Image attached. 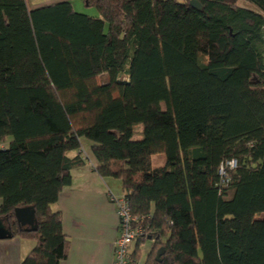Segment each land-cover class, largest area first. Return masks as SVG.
I'll return each mask as SVG.
<instances>
[{
  "label": "trees",
  "instance_id": "16d2710c",
  "mask_svg": "<svg viewBox=\"0 0 264 264\" xmlns=\"http://www.w3.org/2000/svg\"><path fill=\"white\" fill-rule=\"evenodd\" d=\"M71 1L0 0V221L35 244L23 264L69 259L53 207L84 139L144 233L129 264L148 242L142 264H264V0Z\"/></svg>",
  "mask_w": 264,
  "mask_h": 264
},
{
  "label": "crops",
  "instance_id": "0c3cea01",
  "mask_svg": "<svg viewBox=\"0 0 264 264\" xmlns=\"http://www.w3.org/2000/svg\"><path fill=\"white\" fill-rule=\"evenodd\" d=\"M30 8L59 3L60 0H27ZM81 13L83 2H72ZM78 7V9H76ZM83 14V13H81ZM93 144L82 140V149L74 153L85 160L82 167L72 171V184L60 195L54 212L63 217L64 234L70 241L69 259L63 264H116V242L120 236L117 205L113 201L124 196L119 182L102 179L92 154ZM2 201L0 200V207ZM3 236L0 239V264H23L35 249L32 241L11 238L9 226L0 221ZM131 253V252H130Z\"/></svg>",
  "mask_w": 264,
  "mask_h": 264
},
{
  "label": "built area",
  "instance_id": "2783aa9c",
  "mask_svg": "<svg viewBox=\"0 0 264 264\" xmlns=\"http://www.w3.org/2000/svg\"><path fill=\"white\" fill-rule=\"evenodd\" d=\"M236 167L237 163L235 161L228 163L226 167L221 168L220 175L226 178L225 169L234 170ZM112 198L117 205V216L120 225V236L116 242V264H129L131 260L129 256L130 250L136 240L144 236V233L139 226H134V223H137V219L132 217L127 200L124 197L120 199Z\"/></svg>",
  "mask_w": 264,
  "mask_h": 264
},
{
  "label": "rangeland",
  "instance_id": "374dc122",
  "mask_svg": "<svg viewBox=\"0 0 264 264\" xmlns=\"http://www.w3.org/2000/svg\"><path fill=\"white\" fill-rule=\"evenodd\" d=\"M72 2H74V0H72ZM75 2H77V3L78 2H82V0H75ZM76 9H78V7H76ZM77 11H81V13H83L85 15H89V16H92V17H98L97 12L95 10H93V9L83 8V9L77 10ZM143 136H144L143 126H137L135 128V130H134V138H133V140L134 141H141V140H143ZM84 140L86 142H89L86 139H84ZM89 143H91V142H89ZM165 162H166V158H165L164 155H157V156H154L152 158V166H153V168H161V167H163L165 165ZM114 181H117V180H114ZM117 182H119V184L121 186V182L120 181H117ZM134 247H135V244L133 245V247L130 250V252H132L134 250ZM150 250H151V242H148L142 248L140 264H142L144 259H146V257L149 254Z\"/></svg>",
  "mask_w": 264,
  "mask_h": 264
},
{
  "label": "water",
  "instance_id": "95a60500",
  "mask_svg": "<svg viewBox=\"0 0 264 264\" xmlns=\"http://www.w3.org/2000/svg\"><path fill=\"white\" fill-rule=\"evenodd\" d=\"M190 5L194 10L202 11V6L197 0L191 1ZM16 216L19 218V223L21 225L25 226L27 224L29 226H32V229L34 231L36 230V227H35L36 221L34 219V211L32 209L29 210V216H27L26 214L24 216H21L20 213H17ZM3 230L4 229L0 223V239L1 240L5 239L6 237V236H3V232H4ZM9 230H10V227H9ZM9 237H12V236L9 235ZM163 253H164L163 249L158 252L157 257H156L157 262H160V258L162 257Z\"/></svg>",
  "mask_w": 264,
  "mask_h": 264
}]
</instances>
